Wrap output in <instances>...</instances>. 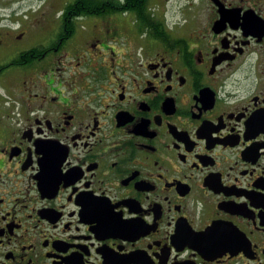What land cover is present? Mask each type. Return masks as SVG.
Segmentation results:
<instances>
[{
  "label": "flooded vegetation",
  "instance_id": "flooded-vegetation-1",
  "mask_svg": "<svg viewBox=\"0 0 264 264\" xmlns=\"http://www.w3.org/2000/svg\"><path fill=\"white\" fill-rule=\"evenodd\" d=\"M0 264H264V0H0Z\"/></svg>",
  "mask_w": 264,
  "mask_h": 264
}]
</instances>
